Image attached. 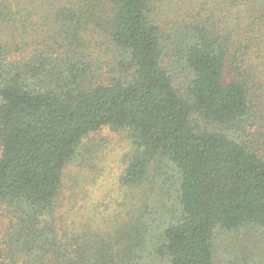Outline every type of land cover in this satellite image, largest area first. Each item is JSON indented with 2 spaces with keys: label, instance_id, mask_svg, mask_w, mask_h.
<instances>
[{
  "label": "trees",
  "instance_id": "trees-1",
  "mask_svg": "<svg viewBox=\"0 0 264 264\" xmlns=\"http://www.w3.org/2000/svg\"><path fill=\"white\" fill-rule=\"evenodd\" d=\"M105 127L130 154L76 231ZM3 214L0 264H217L251 228L264 264V0H0Z\"/></svg>",
  "mask_w": 264,
  "mask_h": 264
},
{
  "label": "rangeland",
  "instance_id": "rangeland-1",
  "mask_svg": "<svg viewBox=\"0 0 264 264\" xmlns=\"http://www.w3.org/2000/svg\"><path fill=\"white\" fill-rule=\"evenodd\" d=\"M15 7V4H13V9L10 14L17 10ZM18 16L19 14L16 15V17ZM13 30L8 28L10 32ZM128 133L125 130L114 131L109 127H105L97 132L91 133L89 137L85 138V142H90L92 145L97 144L99 147L104 148L106 158L104 159L101 176L96 179L95 184L86 183L80 188H73L71 184H75V179L71 184L68 178L65 180L66 186L62 194V199L69 206L62 208L60 215L65 214L66 222L74 223V230L78 231L83 228L82 225L80 226V222L82 221V218H80L81 214L86 212V214H89L93 211L95 205L102 203L106 194L117 188V179L123 171V164L126 162L125 155L130 154L128 151L131 140ZM79 169L78 165L69 167V171L73 176L78 174ZM118 192L120 193V191ZM118 192L116 193L117 201L119 200L121 202L122 197L120 198ZM98 206L102 207L101 205ZM103 208L106 209V205ZM117 208L111 202L109 212L112 213ZM99 210L102 211L100 208ZM6 224V217L4 214L0 215V238L3 236ZM260 237H262V234L254 228L233 233L217 229L215 232L217 264H248V262L244 261V256L251 255V251L257 254L256 251H259L261 248L259 242Z\"/></svg>",
  "mask_w": 264,
  "mask_h": 264
}]
</instances>
